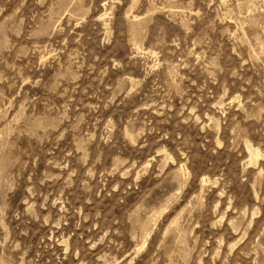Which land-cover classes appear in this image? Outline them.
Listing matches in <instances>:
<instances>
[{
  "label": "rangeland",
  "instance_id": "obj_1",
  "mask_svg": "<svg viewBox=\"0 0 264 264\" xmlns=\"http://www.w3.org/2000/svg\"><path fill=\"white\" fill-rule=\"evenodd\" d=\"M0 264H264V0H0Z\"/></svg>",
  "mask_w": 264,
  "mask_h": 264
}]
</instances>
